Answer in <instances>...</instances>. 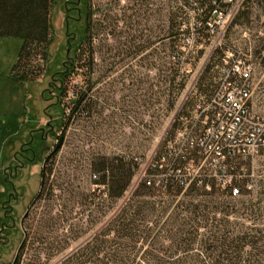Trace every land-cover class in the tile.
Instances as JSON below:
<instances>
[{"label":"rangeland","instance_id":"obj_1","mask_svg":"<svg viewBox=\"0 0 264 264\" xmlns=\"http://www.w3.org/2000/svg\"><path fill=\"white\" fill-rule=\"evenodd\" d=\"M232 8L238 9L234 18L221 17L216 33L203 35L183 72L170 59L182 21L168 0H54L48 59L33 52L30 61L40 71L35 81L15 77L22 41L0 37V264L18 256L21 264H59L104 227L136 191V175L112 202L104 186L93 184L92 165L101 157L148 159L158 153L175 132L176 115H186V99L209 90L228 51L249 56L253 106L264 112V0H237ZM85 14L98 52L92 71L87 54L75 66ZM59 137L62 146L53 152ZM237 170L243 175L240 196L229 198L214 185L195 199L219 220L217 228L199 230L205 238L219 237L216 251L213 240L205 246L213 256L224 250L225 238L228 243L245 228L264 229V158ZM94 190L101 193L100 212L89 198ZM185 192L177 200L189 201ZM152 193L142 199L163 197ZM65 235L71 237L66 248L54 252ZM194 249V257L205 256L199 245Z\"/></svg>","mask_w":264,"mask_h":264},{"label":"trees","instance_id":"obj_2","mask_svg":"<svg viewBox=\"0 0 264 264\" xmlns=\"http://www.w3.org/2000/svg\"><path fill=\"white\" fill-rule=\"evenodd\" d=\"M197 1L203 8L209 10L213 8L214 0ZM215 1L221 6H226L223 5V0ZM53 3L54 0H0V37H13L22 41L14 67L15 77L18 80L35 81L40 75L39 69H33L30 64L33 52H37V56L42 60L48 59V47L52 38L50 10ZM176 15L179 14L176 12ZM86 54L87 51L83 52L84 56ZM213 82L214 78L209 90L198 94L210 93ZM187 104L189 106L186 115L192 107L190 102ZM186 115H176L174 120L176 129L173 136L180 127L179 118ZM165 143L156 153L157 157L163 153ZM180 164L182 166L183 162L181 161ZM137 168L134 159L101 157L92 165V171L95 173L93 177L96 178L93 184L104 186L106 198L115 202L127 191ZM214 185L205 178H193L189 186L184 189L174 183L173 176L163 189L139 183L136 191L104 227L62 259L59 264H264V229L245 228L231 242L227 243L228 240L225 238L222 242L224 250L216 256L212 253L207 254L206 243L213 240L214 242L209 244L214 247L213 251H216L219 249V237L211 239L209 235L205 238L199 230L207 227L217 228L219 220L217 221L215 215L210 217L212 211L205 212L208 208L207 204L203 201L197 202L195 199L206 196L207 194L201 190L207 187L212 190ZM237 186L241 191L240 184ZM185 190L188 193H183V196L191 199L177 200ZM159 191L163 197H159L157 201L142 199L146 195L155 196L151 192ZM226 193L227 197L231 198L230 194ZM89 198L92 203H96L97 212H100L102 207L99 208L98 202L101 193L98 194L97 190H94ZM69 233H72V230ZM159 238L163 241L170 240L171 246L163 247L158 241ZM70 239L71 237L65 235L64 239L56 240L54 252L65 249ZM73 239L77 238L73 237ZM259 243L261 251L254 256L251 251L259 249L257 246ZM198 245L206 251L205 256L202 253L196 257L192 255L191 252ZM201 256L202 260L199 258ZM45 261H48V258ZM13 264H21V256H18ZM37 264L45 263L40 259Z\"/></svg>","mask_w":264,"mask_h":264},{"label":"built area","instance_id":"obj_3","mask_svg":"<svg viewBox=\"0 0 264 264\" xmlns=\"http://www.w3.org/2000/svg\"><path fill=\"white\" fill-rule=\"evenodd\" d=\"M236 1L223 0L226 6H221L214 0L209 10L197 0H168L182 21L170 57L180 72L187 58L199 49L203 35L216 33L221 17L234 18L238 9L232 5ZM215 48L219 49V43ZM222 61L220 68L215 67L212 91L186 99L192 107L188 115L179 118L180 127L165 143L163 153L134 159L136 185L163 189L173 176L174 183L186 189L193 178H205L231 198L240 196L237 185L243 175L237 168L244 171L245 163L264 158V112L253 106L255 67L249 56L236 49L228 51Z\"/></svg>","mask_w":264,"mask_h":264},{"label":"flooded vegetation","instance_id":"obj_4","mask_svg":"<svg viewBox=\"0 0 264 264\" xmlns=\"http://www.w3.org/2000/svg\"><path fill=\"white\" fill-rule=\"evenodd\" d=\"M76 41L77 42L75 44V51H74L76 68L81 67L80 65L81 57L83 55V52L87 51V56H86L88 60L87 62H88V66L91 67L90 71H92L93 67L95 66L94 62H97L98 52H97V49L94 47L95 46V36L92 33L89 16L86 14H85V19H84L83 29L81 32L78 33ZM106 55L109 56V60H110L109 48L106 49ZM109 66L111 67V65ZM110 72L111 71H109L108 73Z\"/></svg>","mask_w":264,"mask_h":264},{"label":"water","instance_id":"obj_5","mask_svg":"<svg viewBox=\"0 0 264 264\" xmlns=\"http://www.w3.org/2000/svg\"><path fill=\"white\" fill-rule=\"evenodd\" d=\"M62 143H63V137H59V139H58V143L56 144L55 149H54L53 152L58 151V150L61 148Z\"/></svg>","mask_w":264,"mask_h":264}]
</instances>
